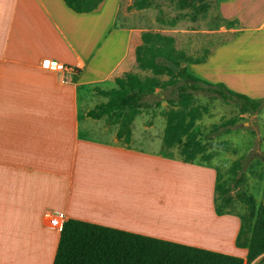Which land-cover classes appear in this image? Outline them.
I'll return each instance as SVG.
<instances>
[{
  "label": "crops",
  "instance_id": "crops-1",
  "mask_svg": "<svg viewBox=\"0 0 264 264\" xmlns=\"http://www.w3.org/2000/svg\"><path fill=\"white\" fill-rule=\"evenodd\" d=\"M134 1L76 12L64 0H0V264H53L62 227L45 225L46 213L247 257L236 245L240 215L216 212L217 164L185 160L182 144L165 147V115L138 111L126 142L118 121L88 112L109 99L101 91L117 87V77L140 69L136 49L146 32L173 36L177 50L204 57L186 62L199 77L264 95L262 65L242 46L233 49L243 33L264 32V0H218L220 15L239 21L219 29L202 25L208 7L172 26L158 20L156 6ZM45 58L74 71H48ZM172 170L200 180V195L182 192L197 203L172 209L178 195L160 186ZM250 264H264V253Z\"/></svg>",
  "mask_w": 264,
  "mask_h": 264
},
{
  "label": "trees",
  "instance_id": "trees-1",
  "mask_svg": "<svg viewBox=\"0 0 264 264\" xmlns=\"http://www.w3.org/2000/svg\"><path fill=\"white\" fill-rule=\"evenodd\" d=\"M76 12H90L104 0H64ZM206 4L207 0H198ZM151 5L146 0H135L132 7L144 8ZM207 6V5H206ZM206 10V9H203ZM138 66L151 70L154 75L141 78L135 72H127L116 78L117 87L101 92L108 96L106 102L97 104L88 114L92 117L106 115L108 122L118 121V136L130 141V124L142 106H158L157 89L166 93L165 100L178 109L171 108L166 113L165 147L181 145L184 159L192 161L203 153L199 142L193 141L190 133L196 119V110L191 107L199 92H206L227 102L239 104L245 111L256 112L264 104L263 99L252 98L247 94L229 88L224 82H210L189 72L181 62L200 63L204 57L187 55L174 45V37L158 32H146L142 43L136 49ZM171 60L180 66L179 72L165 64ZM166 74L167 79L159 76ZM119 112L113 117L114 111ZM215 128L214 131H217ZM187 140L183 143V137ZM192 136V137H191ZM249 156H243L230 167L235 174L233 186L218 181L216 185V212L223 214L234 195L248 205V212L241 215V227L236 239L238 247L248 249L247 257L210 250L108 227L88 221L68 218L64 221L53 264H250L264 253V201L260 204L255 196L247 192L244 169ZM264 161V156H262ZM264 189V187H263ZM217 192L220 193L217 196ZM220 200V201H219Z\"/></svg>",
  "mask_w": 264,
  "mask_h": 264
},
{
  "label": "rangeland",
  "instance_id": "rangeland-1",
  "mask_svg": "<svg viewBox=\"0 0 264 264\" xmlns=\"http://www.w3.org/2000/svg\"><path fill=\"white\" fill-rule=\"evenodd\" d=\"M146 1L159 9L158 20L167 25L175 26L181 20L190 21L198 19L203 13H205L203 12V9H207V7L208 9L206 12L211 11V15H207L206 20H203L204 23L202 25L205 27H208L209 25L212 27L214 26L216 29L221 27H236L239 22L238 19H227L220 15V4L218 0H208L206 4L198 0ZM259 11H261V14H263L262 16L264 17V4H261ZM223 36L224 35L220 37ZM241 46L246 53H242L243 55L252 57V62L255 65H262V77L264 79V32L247 31L243 33L233 49L239 50ZM208 53L209 49L203 51L201 55L205 54V57H207ZM181 64L191 73L200 76L197 73L195 66H188L189 63L184 61H182ZM211 65L212 64L207 66L211 69V71H207L208 75H211L214 71V67ZM136 69V73L141 78L154 75L149 69L138 70V67ZM159 77L164 80L168 78V75L163 74ZM205 79L212 82L219 81L217 78ZM156 93V96H151L148 99L150 101L158 99L160 104L151 107L142 106L138 111L153 109L166 116L169 109L179 108L178 105H172L165 100L164 97L166 93L163 91L157 89ZM253 98L264 100V95ZM191 107L195 108L197 115L194 126L190 129V133L193 136L191 137L194 142H199L204 148L203 153L198 155L197 159L217 164L216 166L220 174L219 182H224L227 186L232 187L235 174L230 170L231 165L235 160L240 159L243 156H249L244 169L246 181L243 188L247 192L253 194L258 203H261L264 195V161L262 160V156H264V104L259 111L249 112L245 111L235 102H227L219 97L201 91L195 96V99H193ZM118 112V110L114 111L113 117ZM215 128H218L217 131H214ZM186 140L187 138L184 136L183 143ZM175 151L178 152L179 149H175ZM164 178L165 183L162 182L160 186L165 193L173 194L174 191L175 196L178 195L172 201V209H175L177 205L180 207L182 205H193V203H197L196 200L198 199V196H195L196 200L192 198V200L190 199L191 201H189V198H187L188 196L184 197L182 194L184 191L183 187H186L190 190L194 189L197 195H200L199 190L201 183L196 176H180L177 172H173L172 170L171 173L167 172ZM158 187L159 185L157 182L155 187L156 192H158ZM206 188L204 190L205 196V192H207ZM232 193L234 199L226 208L234 213H238L241 217L242 214L248 212V205L240 201L234 192ZM219 195L220 193L217 192V196ZM186 198L188 200H186ZM205 206L207 208V204Z\"/></svg>",
  "mask_w": 264,
  "mask_h": 264
},
{
  "label": "built area",
  "instance_id": "built-area-1",
  "mask_svg": "<svg viewBox=\"0 0 264 264\" xmlns=\"http://www.w3.org/2000/svg\"><path fill=\"white\" fill-rule=\"evenodd\" d=\"M42 67L61 76L74 71V69L70 65L53 58L43 59ZM42 221L45 225L51 227H62L64 223L61 217L52 213H46L43 216Z\"/></svg>",
  "mask_w": 264,
  "mask_h": 264
},
{
  "label": "water",
  "instance_id": "water-1",
  "mask_svg": "<svg viewBox=\"0 0 264 264\" xmlns=\"http://www.w3.org/2000/svg\"><path fill=\"white\" fill-rule=\"evenodd\" d=\"M165 64L168 66V67H170L171 69H173L174 70V72H179V70H180V66L177 64V63H175L174 61H171V60H166L165 61Z\"/></svg>",
  "mask_w": 264,
  "mask_h": 264
}]
</instances>
